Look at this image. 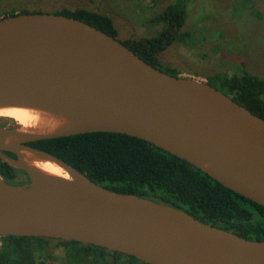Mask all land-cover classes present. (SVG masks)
Instances as JSON below:
<instances>
[{
  "label": "water",
  "instance_id": "95a60500",
  "mask_svg": "<svg viewBox=\"0 0 264 264\" xmlns=\"http://www.w3.org/2000/svg\"><path fill=\"white\" fill-rule=\"evenodd\" d=\"M55 119L24 130L0 115V158L27 173L0 174V236L78 241L147 264H264V240L185 210L102 186L42 139L108 131L142 138L264 206V118L207 80L173 76L119 38L74 17L30 12L0 18V108ZM16 156H10L6 152ZM50 161L68 177L35 162Z\"/></svg>",
  "mask_w": 264,
  "mask_h": 264
},
{
  "label": "trees",
  "instance_id": "16d2710c",
  "mask_svg": "<svg viewBox=\"0 0 264 264\" xmlns=\"http://www.w3.org/2000/svg\"><path fill=\"white\" fill-rule=\"evenodd\" d=\"M177 0L156 14L151 22L164 24L158 35L128 39V45L145 61L161 69L159 54L177 41L187 42L183 31L187 5ZM11 10L7 15L30 13ZM83 20L111 36L119 31L108 14L87 8L56 12ZM165 71V70H164ZM178 76L181 72L170 68ZM213 80V81H212ZM208 82L221 89L253 113L264 118V78L244 70L242 75L211 76ZM64 159L96 183L124 193H132L187 211L196 218L252 240H264V206L224 186L188 161L136 136L97 131L30 143ZM10 156H16L7 151ZM15 168L0 158V174L13 184H24ZM0 264H147L135 256L78 241L37 236H0ZM61 248L62 255H57Z\"/></svg>",
  "mask_w": 264,
  "mask_h": 264
},
{
  "label": "rangeland",
  "instance_id": "374dc122",
  "mask_svg": "<svg viewBox=\"0 0 264 264\" xmlns=\"http://www.w3.org/2000/svg\"><path fill=\"white\" fill-rule=\"evenodd\" d=\"M176 1L0 0V18L13 9L52 13L87 8L110 15L123 41L161 33L165 25L153 24L151 19ZM187 13L183 31H189L190 38L159 54L162 70L176 68L181 75L207 81L214 74L228 77L242 75L244 70L264 78V0H191ZM0 124L15 125L7 120ZM18 178L28 179L24 173ZM60 250L58 256L63 254ZM59 258L52 264H58Z\"/></svg>",
  "mask_w": 264,
  "mask_h": 264
},
{
  "label": "bare ground",
  "instance_id": "6f19581e",
  "mask_svg": "<svg viewBox=\"0 0 264 264\" xmlns=\"http://www.w3.org/2000/svg\"><path fill=\"white\" fill-rule=\"evenodd\" d=\"M0 115L13 117L24 130L42 129L46 125L55 122V119L53 117L48 116L46 113L42 111L31 108H23V107L0 108ZM35 164L46 172L62 175L66 177L69 176L68 173H66L62 168H60L58 165L50 161L35 162Z\"/></svg>",
  "mask_w": 264,
  "mask_h": 264
},
{
  "label": "flooded vegetation",
  "instance_id": "af4514ba",
  "mask_svg": "<svg viewBox=\"0 0 264 264\" xmlns=\"http://www.w3.org/2000/svg\"><path fill=\"white\" fill-rule=\"evenodd\" d=\"M25 175H27V174H25ZM27 178L28 179H23L25 182L24 183H28V182H30V177L27 175Z\"/></svg>",
  "mask_w": 264,
  "mask_h": 264
},
{
  "label": "built area",
  "instance_id": "2783aa9c",
  "mask_svg": "<svg viewBox=\"0 0 264 264\" xmlns=\"http://www.w3.org/2000/svg\"><path fill=\"white\" fill-rule=\"evenodd\" d=\"M0 245H1V242H0Z\"/></svg>",
  "mask_w": 264,
  "mask_h": 264
}]
</instances>
